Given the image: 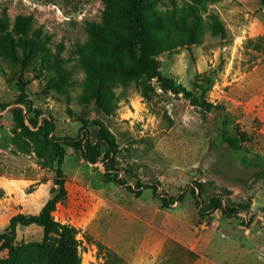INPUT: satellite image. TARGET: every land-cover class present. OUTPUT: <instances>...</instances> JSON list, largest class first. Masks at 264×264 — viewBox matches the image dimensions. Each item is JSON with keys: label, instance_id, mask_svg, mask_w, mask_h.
Masks as SVG:
<instances>
[{"label": "rangeland", "instance_id": "374dc122", "mask_svg": "<svg viewBox=\"0 0 264 264\" xmlns=\"http://www.w3.org/2000/svg\"><path fill=\"white\" fill-rule=\"evenodd\" d=\"M140 3L188 97L129 0H0V264H264V0Z\"/></svg>", "mask_w": 264, "mask_h": 264}, {"label": "trees", "instance_id": "16d2710c", "mask_svg": "<svg viewBox=\"0 0 264 264\" xmlns=\"http://www.w3.org/2000/svg\"><path fill=\"white\" fill-rule=\"evenodd\" d=\"M129 14H130V30L132 35L141 51L142 59L144 60V64L153 71L161 80L165 82V86L176 93H182L185 97L191 95L190 91L187 90L184 86L180 84L173 83L171 79L164 77L161 75L159 71V61L154 57V51L152 49V44L148 33L143 29V19L141 15V3L140 0H129ZM196 103L201 105L206 109H216L219 110L220 105L217 103H213L205 98H195ZM12 117L17 123V126L23 131L25 135L30 133V129L24 122V116L22 114L21 108H11ZM230 141V140H229ZM230 144L234 147H238V142L231 140ZM54 147L57 151L58 156V164L60 165L63 156L64 150L58 142L54 143ZM58 170H60L58 168ZM55 189L53 190V195L48 198V200L43 204L38 213L35 214H26V213H17L15 214L10 222L9 226L15 227L20 224L23 226L29 224H49L51 223L50 212L54 209L57 201L64 195L65 186L64 179H56L55 180Z\"/></svg>", "mask_w": 264, "mask_h": 264}, {"label": "crops", "instance_id": "0c3cea01", "mask_svg": "<svg viewBox=\"0 0 264 264\" xmlns=\"http://www.w3.org/2000/svg\"><path fill=\"white\" fill-rule=\"evenodd\" d=\"M216 262H217L216 260H212L209 257H207L206 255L199 254L197 256V258L193 262L191 261V263H189V264H208V263L216 264ZM222 263L227 264L226 262H223V261H222Z\"/></svg>", "mask_w": 264, "mask_h": 264}]
</instances>
